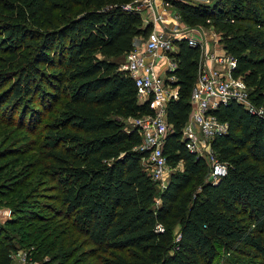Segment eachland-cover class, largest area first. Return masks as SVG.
Instances as JSON below:
<instances>
[{
  "label": "trees",
  "instance_id": "trees-1",
  "mask_svg": "<svg viewBox=\"0 0 264 264\" xmlns=\"http://www.w3.org/2000/svg\"><path fill=\"white\" fill-rule=\"evenodd\" d=\"M167 1L185 24L221 33L232 74L255 107L231 99L212 111L228 124L211 142L227 163L219 182L183 139L202 57L201 45L187 38L175 39L171 54L179 92L166 105L163 154L171 171L164 188L142 163L147 152L129 120L156 110L152 96L139 101L121 69L122 56L153 29L127 7L135 0H0L7 102L33 106L39 176L56 186L64 212L105 264H215L221 257L264 264V113L257 111L264 110V0ZM23 184L2 186L8 191L0 196ZM31 191L21 190L18 208ZM11 247L0 236V264H11Z\"/></svg>",
  "mask_w": 264,
  "mask_h": 264
},
{
  "label": "rangeland",
  "instance_id": "rangeland-1",
  "mask_svg": "<svg viewBox=\"0 0 264 264\" xmlns=\"http://www.w3.org/2000/svg\"><path fill=\"white\" fill-rule=\"evenodd\" d=\"M138 4L143 8L144 20L150 19L153 10L150 12L145 4ZM168 8L171 11L165 15V24L184 30L174 8ZM204 29V41L217 42L221 37V33L213 28ZM145 39L143 37L142 41ZM8 85L7 81L0 79V189L10 186L15 180L24 182L19 192L0 196V236L12 245L11 264H105L99 259L101 254L92 245L85 244V238L73 218L64 212L56 186H51L39 176L43 168L37 162L41 133L32 125L30 110L33 106H26V111L23 105L15 107L14 102H7L5 89ZM14 108L15 115L12 117ZM25 111V121L21 122L20 115ZM46 121L42 122L41 127ZM21 190L22 195L25 191H32L30 196L23 198L25 203L18 208ZM224 259L221 257L215 264H225ZM245 260L232 259L230 264H240Z\"/></svg>",
  "mask_w": 264,
  "mask_h": 264
},
{
  "label": "built area",
  "instance_id": "built-area-1",
  "mask_svg": "<svg viewBox=\"0 0 264 264\" xmlns=\"http://www.w3.org/2000/svg\"><path fill=\"white\" fill-rule=\"evenodd\" d=\"M138 3H143L146 7L152 6V0H135L127 7L135 8L142 13L143 8ZM162 5L165 7L170 3L163 0ZM159 19L165 22L162 15ZM181 38H187L191 45L199 44V41L186 30L174 26L171 28L167 24L161 28L154 27L147 35L143 46L127 53L125 62L121 65V69L133 77L138 88V97L153 98L152 106L156 110L155 114L132 118L129 122L138 129L142 137L139 149L147 152L142 157L143 165L163 188L171 171L163 154V143L171 128L166 120V105L171 98H177L178 93L168 86V83L171 84L175 80V76L156 72L155 63L157 57L164 54L170 63V71L174 70L177 65L171 55L176 51L174 40ZM147 54L151 56L150 60H147ZM200 67L190 97L192 111L183 127V139L191 151L207 159L211 167L208 179L217 183L226 174L227 163L219 159L212 149L211 142L217 133L227 132L228 124L219 121L212 111L231 99L245 104L250 110L255 111V107L248 99V90L241 76H233L234 60L226 51L217 54L202 50ZM257 111L264 113L262 108Z\"/></svg>",
  "mask_w": 264,
  "mask_h": 264
},
{
  "label": "crops",
  "instance_id": "crops-1",
  "mask_svg": "<svg viewBox=\"0 0 264 264\" xmlns=\"http://www.w3.org/2000/svg\"><path fill=\"white\" fill-rule=\"evenodd\" d=\"M162 1L163 0H152V7L151 8L148 7L150 12L153 10V13L151 12V15H150V16H152V15L153 16L150 17V19H148V20L146 19L147 21L146 20L145 21L148 23H151L153 25V28L154 27L155 28H161L162 26L165 27L166 20H165V22H161L159 19V16L162 15V18L165 19V15L167 16L169 11H171L168 8V6L164 7L162 5ZM169 6L174 8L172 5H169ZM174 11H175V8H174ZM142 16H144L143 13H142ZM178 21L181 22V24L184 26V30L188 31V33L191 36H193V37L195 36V38L199 41V44L203 47L202 48L203 52L205 50L211 51V52H214L217 54H221V53L225 52V49L223 47L222 42L220 41V38L218 39L217 42L216 41L215 42H213V41L209 42L207 40H205V41L203 40L202 36H204V34H206L204 27H202V26H189V25L185 24L183 21H180V20H178ZM142 38L143 37H139L137 39V42L135 44V48H140L143 46L144 41H142ZM176 49H177V47H176ZM126 55L127 54L122 56V64L125 62ZM150 59H151V56L147 54V60H150ZM155 64H156V66H155L156 72H158L162 75H169V71H170L169 64L170 63H169L168 59H166L164 54L157 57ZM173 82H175V80ZM168 86H169V89L172 88L171 90H173L174 92H177V93L179 92V86H177L175 84H169V83H168ZM138 98H139L140 102H144L148 99L147 96H142V97H138Z\"/></svg>",
  "mask_w": 264,
  "mask_h": 264
}]
</instances>
